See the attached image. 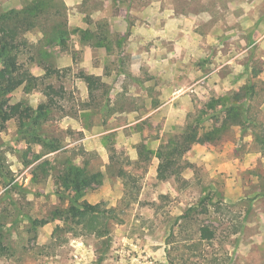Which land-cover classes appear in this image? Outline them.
Here are the masks:
<instances>
[{
	"label": "rangeland",
	"instance_id": "1",
	"mask_svg": "<svg viewBox=\"0 0 264 264\" xmlns=\"http://www.w3.org/2000/svg\"><path fill=\"white\" fill-rule=\"evenodd\" d=\"M28 1L0 0V13ZM55 2L62 8L54 13L67 22L70 36L61 44L45 42L48 56L41 30L30 31L21 62L34 75H44L42 51L57 69L52 82L64 92L54 96L43 132L60 139L65 151L46 154L43 146L18 135L14 116L7 121L0 136V264H169L173 247L181 250L172 259L187 252L190 262L201 264L202 258L183 246L197 238L202 222L218 233L202 248L207 257L222 264H264V151L255 139L264 134V0ZM100 26L111 39L110 52L84 45L75 32ZM255 60L263 73L250 80ZM81 72L100 77L104 85L92 99ZM250 83L256 96L246 108L255 121L231 128L214 144L194 145L184 158L199 162L184 171L186 183L159 180V160L141 158L139 147L156 152L211 98ZM8 101L37 107L46 97L40 89L21 87ZM209 119L202 131L214 126ZM207 145L210 154L195 149ZM66 158L80 166L89 162L92 171L102 173V184L83 199L115 210L109 235L90 234L53 216L68 208L71 197L58 196L54 178H46L38 165L47 160L61 165ZM122 171L130 173L128 187ZM204 190L216 191L230 209L210 207V213L198 214ZM191 207L193 219L181 233L174 228L177 243L168 244L172 224Z\"/></svg>",
	"mask_w": 264,
	"mask_h": 264
},
{
	"label": "trees",
	"instance_id": "2",
	"mask_svg": "<svg viewBox=\"0 0 264 264\" xmlns=\"http://www.w3.org/2000/svg\"><path fill=\"white\" fill-rule=\"evenodd\" d=\"M62 5L56 4L55 0H31L24 4L21 9H11L5 13H0V136L6 128L7 121L11 117L17 120V132L27 143H34L43 146L46 154L57 152L64 154L65 145L60 139H48L43 132L44 126L51 120L55 103L54 96L64 89H56L52 82L54 76L58 73L52 65L46 63L42 55L47 44H61L70 36L67 22L60 19L54 12ZM34 29L41 30L43 34L41 67L44 75L36 76L29 69L27 63L21 62V56L24 49L28 46L25 35ZM80 33L81 41L84 45L95 48H106L111 51L112 42L109 35H105L100 26L96 31L90 29H76ZM45 42L47 44H45ZM121 45V40H118ZM43 58V59H42ZM250 80L257 79L263 69L259 61L251 62L248 69ZM79 77L87 84L91 99L100 88L104 87L100 77L81 72ZM23 87L24 90L33 89L42 90L46 101L33 107L26 101L10 105L8 96ZM255 85L250 83L229 95L211 98L200 114L187 123L182 132L166 145L160 147L156 152L146 149L145 146L139 147L141 158L146 156L148 160L156 157L159 160L157 177L161 181L175 180L177 182L187 181L183 178V173L188 168H195V165L185 160L184 156L194 145L214 144L222 139L226 132L233 127H244L251 121H255L248 113L247 103L256 96ZM91 106V105H89ZM208 116L214 123L210 129L202 131V125ZM255 139L262 144L264 151V134H258ZM66 153V152H65ZM38 169L43 172L47 178L52 176L56 185V194L60 197L70 198L71 203L67 209H57L54 217H60L65 222L73 221L81 225L83 229L90 234L99 237L107 236L111 233V221L117 219L114 209L104 208L102 204H91L83 198L96 185L102 184L103 175L101 172H94L89 166V162H84L83 166L75 163V158H66L61 165H53L52 161L47 160L38 165ZM129 172L122 171V178L125 181L124 186L128 187ZM207 190H204L206 193ZM218 197V198H217ZM217 198V200H215ZM198 214L210 213V207L216 211L230 209L231 205L224 203L216 191L208 192L196 203ZM193 208L185 210L184 214L179 216L171 226L168 236V244H176V233L183 230L184 224L193 219ZM34 224H46L45 221H34ZM237 233V231H234ZM234 233V234H235ZM197 238H188L184 241L188 245L183 246L194 257H201V264H222L213 258L214 255L207 257L204 248L205 243H210L218 237L217 229L210 225L202 224L197 229ZM202 249V251H201ZM169 264H194L187 257V252L178 254L172 259V253L180 251L177 247L170 249ZM189 258V259H188Z\"/></svg>",
	"mask_w": 264,
	"mask_h": 264
},
{
	"label": "crops",
	"instance_id": "3",
	"mask_svg": "<svg viewBox=\"0 0 264 264\" xmlns=\"http://www.w3.org/2000/svg\"><path fill=\"white\" fill-rule=\"evenodd\" d=\"M211 148H212V146H208V145L207 146H195V149H197L198 151L201 152V149H203V150H206V153H209V154L211 153ZM195 149H193V152L194 151L196 152ZM191 162H193V164H195V163L199 162V159H193V161H191ZM214 164H218V162L217 163L214 162Z\"/></svg>",
	"mask_w": 264,
	"mask_h": 264
}]
</instances>
